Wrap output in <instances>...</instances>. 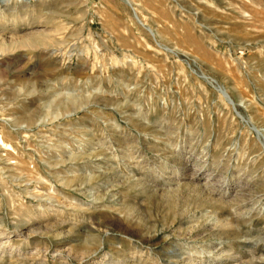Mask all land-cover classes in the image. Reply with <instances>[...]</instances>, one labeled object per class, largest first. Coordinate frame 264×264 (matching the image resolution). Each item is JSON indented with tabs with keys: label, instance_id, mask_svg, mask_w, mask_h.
<instances>
[{
	"label": "rangeland",
	"instance_id": "obj_1",
	"mask_svg": "<svg viewBox=\"0 0 264 264\" xmlns=\"http://www.w3.org/2000/svg\"><path fill=\"white\" fill-rule=\"evenodd\" d=\"M0 136V264H264V0H0Z\"/></svg>",
	"mask_w": 264,
	"mask_h": 264
},
{
	"label": "bare ground",
	"instance_id": "obj_2",
	"mask_svg": "<svg viewBox=\"0 0 264 264\" xmlns=\"http://www.w3.org/2000/svg\"><path fill=\"white\" fill-rule=\"evenodd\" d=\"M85 101L86 100H84L82 98H77V97L71 96L69 94H67V96L66 95L65 96L64 95L63 96L57 95L54 98L47 99L46 102L44 103V108H45L44 109L45 110L44 115H46V116L41 118L40 121H44L46 117H50L53 119L61 117V116L63 117L66 114H68V112H70V111H76L78 109L79 105ZM0 145H1V147L5 148V149H9V145L5 144L3 142V140L1 139V136H0Z\"/></svg>",
	"mask_w": 264,
	"mask_h": 264
}]
</instances>
